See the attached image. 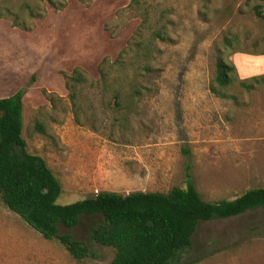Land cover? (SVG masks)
<instances>
[{"label":"rangeland","instance_id":"1","mask_svg":"<svg viewBox=\"0 0 264 264\" xmlns=\"http://www.w3.org/2000/svg\"><path fill=\"white\" fill-rule=\"evenodd\" d=\"M132 4L0 0V98L25 89L23 135L28 150L43 156L60 178L57 202L71 204L103 190L186 188L188 173L207 201L264 187V152L252 148L239 154L234 146L239 129L228 130L222 121L264 112V84L254 88L257 94L238 81L222 90L234 98L211 91L216 44L226 34L238 35L242 48L258 43L264 51V24L256 14L257 5L264 11V0H142L152 17L166 10L172 20L170 40L157 43L163 52L159 70L148 77L152 90L125 118L99 91L84 90L82 123H77L64 75L81 67L99 79L102 61L115 60L141 25ZM230 59L248 79L264 74L263 54L239 52ZM38 122L46 134L36 129ZM250 131L242 129L243 135ZM98 220L86 216L74 228L61 226L62 234L92 246L94 255L77 260L58 238L45 239L0 199V264H109L115 250L90 239ZM186 261L264 264V210L201 222Z\"/></svg>","mask_w":264,"mask_h":264},{"label":"trees","instance_id":"2","mask_svg":"<svg viewBox=\"0 0 264 264\" xmlns=\"http://www.w3.org/2000/svg\"><path fill=\"white\" fill-rule=\"evenodd\" d=\"M132 3L141 14V25L115 60L102 61L99 79H92L81 67L64 75L78 124L82 123L84 90L99 91L107 106L122 118L123 114L135 112L152 90L148 77L159 70L156 63L163 52L157 43L170 40L168 27L172 20L166 10L155 18L148 7L141 5L142 0ZM256 14L264 24L262 5L256 6ZM238 40V35L228 33L216 44L211 91L218 97L234 98L222 90L237 81L247 91L264 84V74L245 80L239 77L230 56L264 51H258V43L251 50L242 48ZM24 94L25 89L21 88L0 98V199L45 239L58 238L77 260L94 255L92 246L70 233L62 234L61 226L74 228L86 216L99 219L90 229L91 241L115 250L109 264H187L186 252L201 222L264 210V187L250 188L234 199L207 201L189 173L186 188L174 186L168 191L137 190L127 194L103 190L71 204H59L63 191L60 178L43 156L28 150L23 135ZM51 101L54 102L52 97ZM36 129L47 132L41 122Z\"/></svg>","mask_w":264,"mask_h":264},{"label":"crops","instance_id":"3","mask_svg":"<svg viewBox=\"0 0 264 264\" xmlns=\"http://www.w3.org/2000/svg\"><path fill=\"white\" fill-rule=\"evenodd\" d=\"M238 74L241 79L244 80L248 79L247 77L242 76V74L239 73V71ZM251 91L257 94L256 92H259L260 90L253 89ZM248 94L249 93H246V95ZM222 121L225 123V126L226 128H228V130H230L231 127H232L231 129H239L238 130L239 134H237L238 137L237 139L239 141L234 145L235 150L240 152L239 154L244 155L245 151H248L250 153L252 148L256 150L258 148V152L260 151L259 149H261L264 152V112H262L261 114H259V116L254 118H250V117L248 118L247 116L244 117L239 116L237 120L224 121V119H222ZM242 129L243 130L251 129V131L249 132V135H243ZM227 136L226 137L224 136L225 138L223 140H226L228 138ZM246 145H249L250 149L248 147L245 148ZM248 152L246 154H249ZM138 158L140 159V155Z\"/></svg>","mask_w":264,"mask_h":264},{"label":"built area","instance_id":"4","mask_svg":"<svg viewBox=\"0 0 264 264\" xmlns=\"http://www.w3.org/2000/svg\"><path fill=\"white\" fill-rule=\"evenodd\" d=\"M97 193H98V191H97Z\"/></svg>","mask_w":264,"mask_h":264}]
</instances>
